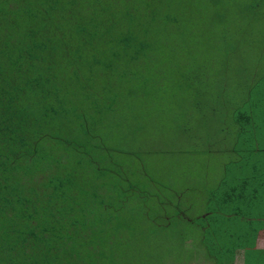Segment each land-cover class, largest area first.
Here are the masks:
<instances>
[{
	"label": "rangeland",
	"instance_id": "1",
	"mask_svg": "<svg viewBox=\"0 0 264 264\" xmlns=\"http://www.w3.org/2000/svg\"><path fill=\"white\" fill-rule=\"evenodd\" d=\"M44 2L56 25L64 24L62 16L75 24L87 17V25L93 20L100 28L97 40L90 36L95 27L86 33L78 24L67 39L57 33L58 41L46 43L48 24L34 26L35 42L47 45L60 67L52 71L60 80L46 85L66 98L60 135L84 145L80 156L70 148L61 169L82 160L75 180L92 192L91 204L93 193L100 195L103 217L144 223L119 235L128 243L129 264H194L202 254L218 259L219 248H192L196 240L217 241L203 230L217 216L206 215L215 204L209 189L221 176L226 191L244 178L264 183V141L261 151L248 153L244 144L248 116L264 120V0H72L71 9L69 0ZM37 8L44 10L41 3ZM39 98V107L56 100ZM227 143L242 148L244 159L223 151ZM53 176L57 186L62 174ZM218 242L230 253L232 238ZM242 251L263 258L254 246Z\"/></svg>",
	"mask_w": 264,
	"mask_h": 264
},
{
	"label": "trees",
	"instance_id": "2",
	"mask_svg": "<svg viewBox=\"0 0 264 264\" xmlns=\"http://www.w3.org/2000/svg\"><path fill=\"white\" fill-rule=\"evenodd\" d=\"M73 3L69 0V9ZM51 12L44 0H0V264H129L128 243L119 235L144 223L119 225L103 217L99 210L106 203L100 195L93 193L92 205L86 198L92 192L81 191L75 180L82 160H74L70 171L61 169L70 148L73 157L80 156L84 145L78 137L60 135L68 116L66 98L46 86L60 80L52 72L60 67L47 55V45L35 42L34 26L45 30L48 24L46 43L58 41L57 33L67 39L68 29L78 24L86 33L95 27L90 36L97 40L100 28L93 20L87 25V17L75 24L62 16L64 24L56 25ZM40 95L56 100L39 107ZM55 172L62 174L57 186ZM210 209L206 215H220L216 205Z\"/></svg>",
	"mask_w": 264,
	"mask_h": 264
},
{
	"label": "crops",
	"instance_id": "3",
	"mask_svg": "<svg viewBox=\"0 0 264 264\" xmlns=\"http://www.w3.org/2000/svg\"><path fill=\"white\" fill-rule=\"evenodd\" d=\"M262 123H264V120H251L249 122V136H244L246 153L254 151L255 148L259 151L262 150L261 143L264 139L259 137ZM222 150L237 153L239 161L245 157L242 155V148H232L229 143L225 144ZM248 159L258 160L254 155H251ZM240 169L239 167L235 168L237 171ZM237 174L246 175L244 171L231 172L233 176ZM224 184L225 177H218L215 187L209 189L210 195L207 197L209 201H215L214 205L218 207L220 215L211 217L208 223L205 222L207 226L204 230H209L208 236L217 241L213 243H208L207 240L197 242V246L208 245L213 249L219 248L224 253L220 251V254H223L218 259L211 255L206 258L202 254L197 256L193 262L194 264L197 262H200V264H212V262L213 264H258L259 261H263L262 264H264V183L262 185L248 184L244 178L240 185L232 186L227 191L224 189ZM192 190L195 193L200 190L198 183L194 185ZM225 235L234 241L230 247L232 249H229L230 253L227 252V248L222 247L218 242ZM249 245L259 249L260 257L263 258L256 259L254 255H244L242 248Z\"/></svg>",
	"mask_w": 264,
	"mask_h": 264
}]
</instances>
